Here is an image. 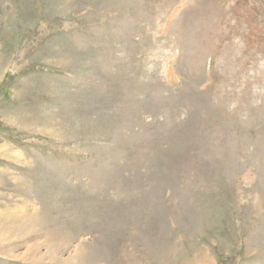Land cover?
<instances>
[{
	"label": "rangeland",
	"instance_id": "374dc122",
	"mask_svg": "<svg viewBox=\"0 0 264 264\" xmlns=\"http://www.w3.org/2000/svg\"><path fill=\"white\" fill-rule=\"evenodd\" d=\"M0 264H264V0H0Z\"/></svg>",
	"mask_w": 264,
	"mask_h": 264
}]
</instances>
